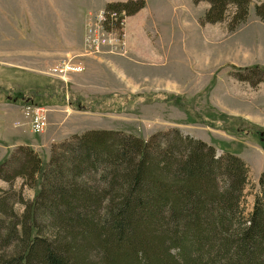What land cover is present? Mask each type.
<instances>
[{
    "label": "rangeland",
    "instance_id": "1",
    "mask_svg": "<svg viewBox=\"0 0 264 264\" xmlns=\"http://www.w3.org/2000/svg\"><path fill=\"white\" fill-rule=\"evenodd\" d=\"M113 1L120 0H0V161L19 137L42 144L41 134L14 127L24 97L47 107L49 119L53 114L55 143L90 129L144 139L179 129L213 145L218 155L229 150L243 159L249 170L241 200L247 218L264 171V81L237 76L255 65L264 68V21L255 8L264 0H252L248 19L234 31L224 22L202 23L205 1L146 0L139 12L125 14V52H85L88 12L107 10ZM109 54L122 60L102 58ZM80 59L84 68V62L95 63L102 75L97 82L68 77L84 69L58 71ZM124 60L134 70L118 75L113 68L122 70ZM52 145L34 147L44 162ZM10 186L26 201L37 193L21 177L0 180V187ZM15 209L22 214L25 204Z\"/></svg>",
    "mask_w": 264,
    "mask_h": 264
},
{
    "label": "trees",
    "instance_id": "2",
    "mask_svg": "<svg viewBox=\"0 0 264 264\" xmlns=\"http://www.w3.org/2000/svg\"><path fill=\"white\" fill-rule=\"evenodd\" d=\"M205 1L202 23L234 31L252 0ZM146 0L110 2L133 15ZM264 21V1L256 5ZM237 78L264 81L255 65ZM48 162L30 145L0 161V180L37 189L0 187V264H264V171L253 210L241 200L248 167L231 151L179 129L149 139L90 129L54 143ZM16 203L25 204L20 214Z\"/></svg>",
    "mask_w": 264,
    "mask_h": 264
},
{
    "label": "built area",
    "instance_id": "3",
    "mask_svg": "<svg viewBox=\"0 0 264 264\" xmlns=\"http://www.w3.org/2000/svg\"><path fill=\"white\" fill-rule=\"evenodd\" d=\"M124 11L100 10L90 12L87 18V28L84 40V49L88 53H102L110 48L115 53H123L126 50L125 34L123 32ZM78 69L81 67L70 66L66 63L60 71ZM25 115L32 120L33 129L41 132L46 127L45 109L28 106L24 110Z\"/></svg>",
    "mask_w": 264,
    "mask_h": 264
},
{
    "label": "crops",
    "instance_id": "4",
    "mask_svg": "<svg viewBox=\"0 0 264 264\" xmlns=\"http://www.w3.org/2000/svg\"><path fill=\"white\" fill-rule=\"evenodd\" d=\"M116 56H119L118 58H116ZM120 56L121 55H113V54H109V55H104L102 58H105V57H107V58H110L111 60H122L121 58H120ZM88 61V60H87ZM129 61L128 60H124V61H121V64L122 63H124L123 65H122V70L121 69H117V68H113V70L119 75V74H121V73H124V71H125V69H130V70H134V68H130V66H129V63H128ZM78 63H82V61H81V59H80V61L78 62ZM84 64H85V68H84V71H82L81 73H73L72 75H68V77L70 78V80H71V78L72 79H75V80H78L79 78H84V80L88 83L89 82V79H90V81L93 79V78H95L96 79V81L95 82H97L98 81V79L99 78H101V76H99V74H98V72L95 70V68H94V65H95V63L94 62H89L88 61V63L87 64H89V67H87L86 65V63L84 62ZM120 64V65H121ZM82 66H83V63L81 64ZM91 65H93V66H91ZM109 68H111V67H109ZM124 70V71H123ZM140 73H145L143 70L140 72ZM135 75V74H134ZM138 77H140V76H138ZM101 80V79H100ZM95 84V83H94ZM77 93V92H76ZM110 94H113V95H117V94H119L120 96L121 95H124V94H122V93H119L118 91H112V92H110ZM77 95H78V93H77ZM80 96V95H79ZM79 99H82L81 97H78ZM121 99H122V101H123V98L121 97ZM84 110V109H83ZM82 111V110H81ZM89 111V110H88ZM90 111H93V110H90ZM99 111H103V110H99ZM52 116H53V114H51V117H50V119H49V126H48V129L46 130V132L44 133V134H42V144H36L32 139H30V138H26V139H24V140H21V139H19L18 138V140H17V144H30L31 146H33V147H35V148H37L38 146H44V147H46V149L52 144V143H54L55 142V140H56V136H52V134H53V129H54V125L53 124H55V122H53V118H52ZM84 130H87V129H84ZM78 133V132H77ZM20 134V133H19Z\"/></svg>",
    "mask_w": 264,
    "mask_h": 264
}]
</instances>
